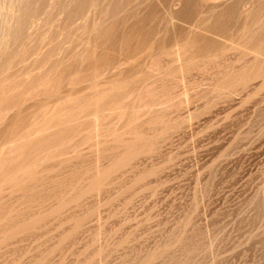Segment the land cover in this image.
<instances>
[{"label": "rangeland", "instance_id": "rangeland-1", "mask_svg": "<svg viewBox=\"0 0 264 264\" xmlns=\"http://www.w3.org/2000/svg\"><path fill=\"white\" fill-rule=\"evenodd\" d=\"M0 264H264V0H0Z\"/></svg>", "mask_w": 264, "mask_h": 264}, {"label": "bare ground", "instance_id": "bare-ground-1", "mask_svg": "<svg viewBox=\"0 0 264 264\" xmlns=\"http://www.w3.org/2000/svg\"><path fill=\"white\" fill-rule=\"evenodd\" d=\"M233 10V9H232Z\"/></svg>", "mask_w": 264, "mask_h": 264}]
</instances>
